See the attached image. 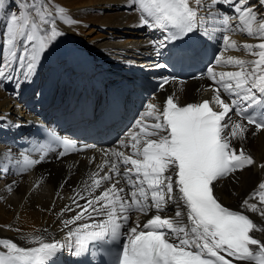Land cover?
Here are the masks:
<instances>
[{
	"label": "snow or ice",
	"instance_id": "obj_1",
	"mask_svg": "<svg viewBox=\"0 0 264 264\" xmlns=\"http://www.w3.org/2000/svg\"><path fill=\"white\" fill-rule=\"evenodd\" d=\"M217 2L211 0L208 6L210 16L214 15L210 9ZM222 2L230 4L238 16L221 15L219 22L224 28L220 30L239 29L250 37H258L262 42L243 45L258 59L229 57L223 63L239 70L221 72L219 77L210 67L207 76L217 85L211 101L182 104L169 95L162 109L148 103L146 113L135 121L138 130L130 133V141H119L123 148H130V154L112 152V158L97 165L87 193H77L84 203L74 198L79 211L72 219L64 220L63 225L68 228L77 221L106 219L69 228L64 241L45 242L40 238L38 247L25 248L0 238V264H47L63 250L77 257L91 256L93 246L122 238L125 242L117 264H264V238L251 234L254 230L264 233V227L241 211L224 206L214 195V182L256 163L232 141L244 140L249 126L253 133L264 132V0L256 2L259 13L248 0ZM131 5H138L142 26L165 33L163 39L152 41L157 54L168 42L194 31L214 39L207 28L201 31L206 19L199 16L204 7L202 0H131ZM4 6L5 0H0V9ZM19 7V13L10 16L5 32L10 58L0 63V78L15 80L17 85L35 77L49 49L64 35L47 5L41 8L38 0H19ZM230 19H238L239 24L230 27ZM222 44L237 47L235 41L230 43L227 34L222 36ZM222 55L218 54L216 65L222 63ZM168 82L166 79L163 84ZM221 89L228 102L222 98ZM211 104L220 110H213ZM257 110L260 114L253 115ZM145 115L151 122H145ZM105 168L107 172L100 175ZM259 168L264 169V163ZM9 170L0 165V174ZM104 181L110 182L109 186L94 194ZM169 205L175 206L174 215L162 217ZM240 208L264 217V182L254 187ZM75 209L66 207L64 211ZM153 209L154 217L142 227L137 220L135 226L122 231L128 225L130 212L147 215Z\"/></svg>",
	"mask_w": 264,
	"mask_h": 264
},
{
	"label": "bare ground",
	"instance_id": "obj_2",
	"mask_svg": "<svg viewBox=\"0 0 264 264\" xmlns=\"http://www.w3.org/2000/svg\"><path fill=\"white\" fill-rule=\"evenodd\" d=\"M15 1L19 0H5L4 8L0 9V63L1 52L2 62L5 58H10L4 41L8 13L17 14L20 11V7L14 5ZM38 2L41 8L47 5V10L52 13L57 27L64 35L49 49L35 77L29 83L17 85L15 80L0 78V165L10 169L0 174V238L10 239L25 248L38 247L40 238L45 242H51L68 232L63 221L72 219L79 211L73 204L74 198L79 203H84L83 200H79L77 193L80 195L87 193L92 183L90 176L97 171V165L107 160L108 156L105 155L106 149L91 147L82 154L62 157L57 149L45 146L33 159L39 162L28 163L27 161H31L32 149L22 151L14 143L15 138L26 136L25 131L16 126L21 122L20 117L44 113L48 118H52L58 114L59 109L63 108L57 104V94L63 95L68 92L70 85L75 82L74 78L79 75L80 67L88 61L95 63L97 68L103 71L104 78L120 88L130 81L136 83L135 71L148 73L149 63L154 61L156 56L159 57L152 46V41L163 39L159 29H149L139 23L138 17L141 13L138 5H131V0H38ZM256 2L257 0H248L249 4L255 6L254 11L259 13L260 9ZM210 3L211 0H202L204 7L199 16L206 17L202 21V30L207 28L214 37L211 40L215 43H222V36L227 34L230 43L235 41L237 45L235 49L224 46L225 61L229 57L245 61L258 59L243 48L245 44L255 45L262 42L258 37H250L246 31L241 32L239 29L228 32L220 30L224 28L219 22L221 15L230 18L238 16L233 7L218 0L210 9L214 13L210 16L208 7ZM260 18L258 14L257 22ZM237 24L238 19L229 20L230 27L234 28ZM238 70L237 67L224 63L217 65V71L220 72ZM43 78L46 79L45 83ZM200 84L201 82H192L182 86L174 83L167 86L150 103L162 109L164 99L171 93L179 98L181 103L192 98H203L207 92H195ZM37 86L40 87L39 93ZM188 92L192 94V98L187 96ZM142 106L141 110L146 113V105ZM147 118L145 115V119ZM129 141L126 140L125 143ZM244 141L249 148V155L256 163L215 182V193L224 205L245 213L254 223L264 227V217L240 208L242 200L259 182H264V169L258 168V162L264 163V132L253 133L249 127ZM120 147V151L129 154V149L121 145ZM109 158H112L111 154ZM19 160L23 162L15 168ZM105 172L107 168L100 175H104ZM109 184L108 181L102 182L94 194H99ZM66 207L75 210L64 211ZM174 211L175 206L169 205L161 215L172 216ZM154 214L155 209L149 211L147 215L137 213L132 226L139 220L142 227L148 219L154 217ZM77 226L75 224L68 229H75ZM251 234L257 238H264V233L255 230Z\"/></svg>",
	"mask_w": 264,
	"mask_h": 264
},
{
	"label": "rangeland",
	"instance_id": "obj_3",
	"mask_svg": "<svg viewBox=\"0 0 264 264\" xmlns=\"http://www.w3.org/2000/svg\"><path fill=\"white\" fill-rule=\"evenodd\" d=\"M14 5H15V6H19V1H15V2H14ZM95 6H96V5H95ZM13 7H14V6H13ZM12 14H15V13H13V12H9V13H8V18H9V19H10V16H11ZM17 14H18V13H17ZM8 23H9V20H8ZM118 35H119V34H118ZM2 59H3V52H1V63H2ZM108 60H109V59H108ZM110 67L113 69V66H112V65H110ZM43 81H46V79L43 78ZM41 84H42V83H41ZM41 84H40V85H41ZM37 87H38V86H37ZM37 87H36V88H37ZM36 88H35V90H36ZM53 96H54V95H53Z\"/></svg>",
	"mask_w": 264,
	"mask_h": 264
}]
</instances>
